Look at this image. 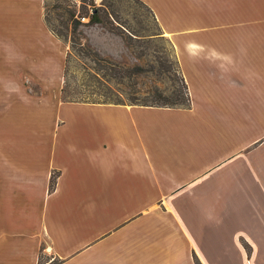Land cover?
Wrapping results in <instances>:
<instances>
[{
	"label": "crops",
	"instance_id": "0c3cea01",
	"mask_svg": "<svg viewBox=\"0 0 264 264\" xmlns=\"http://www.w3.org/2000/svg\"><path fill=\"white\" fill-rule=\"evenodd\" d=\"M140 1L187 107L33 96L17 77L62 78L65 44L45 0H0V264H264V16Z\"/></svg>",
	"mask_w": 264,
	"mask_h": 264
},
{
	"label": "rangeland",
	"instance_id": "374dc122",
	"mask_svg": "<svg viewBox=\"0 0 264 264\" xmlns=\"http://www.w3.org/2000/svg\"><path fill=\"white\" fill-rule=\"evenodd\" d=\"M236 3L238 7H234L243 19L264 16L257 0ZM45 6L46 22L66 34L59 38L65 44L64 74L60 79L37 78V82L17 77V81L24 80L33 96L43 94L40 85L45 83L60 84L65 102L151 103L157 96L175 102L176 93L185 94L172 44L163 37L153 11L140 0H45ZM174 8L171 4V9L177 11ZM184 9L185 4L180 7ZM229 11L230 7L218 3V18L224 19L221 13L236 17ZM95 13L102 23H90ZM6 77L0 76V83ZM76 110L68 111V118L78 117L80 109Z\"/></svg>",
	"mask_w": 264,
	"mask_h": 264
},
{
	"label": "trees",
	"instance_id": "16d2710c",
	"mask_svg": "<svg viewBox=\"0 0 264 264\" xmlns=\"http://www.w3.org/2000/svg\"><path fill=\"white\" fill-rule=\"evenodd\" d=\"M45 8H46V6H45ZM97 13H95V14H93L91 16L90 23H102L100 17L97 15ZM47 24L49 26V23H47ZM49 28H50V31L53 34H55L58 38L66 37V34H64L63 32H61V31L60 32H57V31H55V29H52L51 26H49ZM73 42H76V41H73ZM106 63L110 64L114 68L117 67L114 63H112L110 61H107ZM175 65H176V63H175ZM114 68H112V70ZM176 71H177V74L180 76L182 83L184 84L183 85V88L185 90V94L184 93L183 94H180L179 92L176 93V99H174L175 102H172L169 99H163L161 96H157V98L155 99V101L154 102H151V103H135L134 100L129 101L128 103L129 104H134V105L151 106V107H169V108L184 107V106L187 107L189 105V103H190V99H189V95H188V91H187V86H186L187 84L185 83L183 77L180 75L177 65H176ZM120 75L121 74H118V76H120ZM113 78H114V76H113ZM162 100H165V101L164 102H161ZM70 102H77V101H70ZM91 103H99V102H91ZM99 104H106V103H99ZM115 104H117V103H115ZM117 105H125V104L119 103ZM55 184H56V176L53 175L52 180H51L50 191L54 189ZM58 263H59V261H55L54 262V264H58Z\"/></svg>",
	"mask_w": 264,
	"mask_h": 264
}]
</instances>
